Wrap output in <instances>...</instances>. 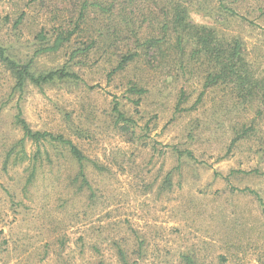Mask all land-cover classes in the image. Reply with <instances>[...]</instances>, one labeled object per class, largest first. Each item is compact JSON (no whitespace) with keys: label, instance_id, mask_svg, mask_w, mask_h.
<instances>
[{"label":"rangeland","instance_id":"rangeland-1","mask_svg":"<svg viewBox=\"0 0 264 264\" xmlns=\"http://www.w3.org/2000/svg\"><path fill=\"white\" fill-rule=\"evenodd\" d=\"M80 1L0 0V45L18 62L32 59L33 73L62 67L78 31L33 56L35 35L52 38ZM154 1L136 0V12L148 15ZM180 1L193 22L241 41L253 96L233 84L204 88L199 62L140 60L113 72L99 51L70 63L78 79L18 89L0 60V264H123L117 245L133 264H184V253L264 264V174L250 172H264V0ZM104 15L91 9L82 29ZM130 81L145 94L130 95ZM114 101L131 122H115ZM18 111L33 131L76 145L88 185L67 145L23 136Z\"/></svg>","mask_w":264,"mask_h":264},{"label":"trees","instance_id":"trees-1","mask_svg":"<svg viewBox=\"0 0 264 264\" xmlns=\"http://www.w3.org/2000/svg\"><path fill=\"white\" fill-rule=\"evenodd\" d=\"M104 1L82 0L79 2L76 17L67 20V26L59 24L57 26L59 28L54 29L52 38L44 29L39 30L35 35L41 47L35 50L33 56L43 52L58 51L78 31L76 35L82 40L70 49L68 61L60 68L38 74L33 73L32 59L24 63L18 62L0 45V60L7 68L14 71L16 79L14 87L22 89L27 81L41 85L55 79H78V74L71 69L70 63L84 65L92 51H99L100 57L104 56L107 61L112 60L115 63L113 72L123 71L130 64L140 60L147 63H152L153 60L162 63L170 61L182 68H185L188 62L193 64L199 62L198 65H205L202 66L206 72L204 88L218 83L233 84L238 89L237 92L246 91L244 92L246 96H253L256 82L251 78L248 69L244 67L241 41L237 38L225 41L214 29L193 22L187 6L181 4L180 0L158 1L160 5L154 1L155 7L147 10L148 15L136 12L139 7H142L136 4V0H108L106 3ZM91 9H96L99 13L108 14V16L104 15V20L95 19L89 28L82 29L81 25L84 24ZM110 15L113 17L110 18ZM22 16L23 13L17 17L15 24L21 22ZM118 19H120L119 25L115 23ZM65 21H62L63 24ZM123 29L127 30L126 34H123ZM129 84L127 92L130 95L141 97L147 90L137 82L130 81ZM183 95V92L179 94L177 104L182 102ZM138 102L139 100L134 101L135 104ZM112 110L115 114V122H131V119L120 110L116 101L113 103ZM20 115L18 111L15 122L21 127L25 138L35 142L47 140L68 146L70 154L79 165L77 174L88 185L82 166L85 156L76 145L61 134L33 131ZM121 128L124 129L123 124ZM22 140L23 138L18 143L21 144ZM13 148L14 146L10 152ZM187 154L191 156V153L187 152ZM250 172L264 174L257 169ZM165 179L170 184L169 173ZM249 192L255 194L252 190ZM117 248L123 264H133V262L128 263L129 252L119 245ZM181 257L184 264H203L195 260L194 255L190 253H184ZM224 259L220 257V261Z\"/></svg>","mask_w":264,"mask_h":264}]
</instances>
